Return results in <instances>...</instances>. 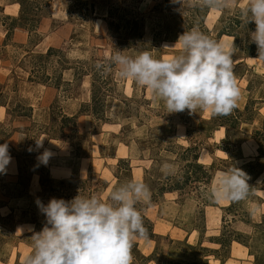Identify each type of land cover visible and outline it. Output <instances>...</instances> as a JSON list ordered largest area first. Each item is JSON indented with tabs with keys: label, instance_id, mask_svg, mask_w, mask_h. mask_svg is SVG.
<instances>
[{
	"label": "rangeland",
	"instance_id": "obj_1",
	"mask_svg": "<svg viewBox=\"0 0 264 264\" xmlns=\"http://www.w3.org/2000/svg\"><path fill=\"white\" fill-rule=\"evenodd\" d=\"M247 3L0 0V144L11 156L0 173V264H23L32 253L31 236L45 225L37 200L108 202L130 180L150 192L135 205L147 239L133 241L132 264H264V60L255 59ZM193 28L225 50L234 39L240 96L230 114L169 113L112 64L114 48L174 55L162 46ZM48 48L56 52L34 61ZM232 164L249 177V193L216 200L217 174Z\"/></svg>",
	"mask_w": 264,
	"mask_h": 264
},
{
	"label": "clouds",
	"instance_id": "obj_2",
	"mask_svg": "<svg viewBox=\"0 0 264 264\" xmlns=\"http://www.w3.org/2000/svg\"><path fill=\"white\" fill-rule=\"evenodd\" d=\"M200 3L219 10L226 0ZM243 15L248 24L255 25L250 32V40L257 46L255 59L264 60V0H248ZM162 48L177 52L160 59L150 51L132 57L114 48L112 64L118 67L121 79L146 87L169 113H194L197 109L212 115L231 113L240 96L232 59L238 51L234 39L225 50L224 44L193 28L179 35L174 45ZM37 147H43L42 141ZM50 156L46 149L38 160L46 164ZM10 162L8 144H0V173L6 172ZM248 180L247 174L232 164L217 174L212 195L216 200L245 199L250 190ZM141 199H150L148 187L130 180L114 188L108 202L79 195L70 201L52 198L46 205L37 200L45 225L40 232H33V251L23 264H132L133 241L147 239L143 218L135 207Z\"/></svg>",
	"mask_w": 264,
	"mask_h": 264
},
{
	"label": "trees",
	"instance_id": "obj_3",
	"mask_svg": "<svg viewBox=\"0 0 264 264\" xmlns=\"http://www.w3.org/2000/svg\"><path fill=\"white\" fill-rule=\"evenodd\" d=\"M28 23H29V25H27V26H33L34 25V23L30 22V20H29ZM26 29L28 30V27H26ZM51 52L55 53L56 51L54 52V50L52 48H48L46 50V52H45V55H42V54L41 55H36V56L33 57V59H34V61H38V59H42L43 57L48 56L49 54H51ZM33 63H34V65L36 64L35 62H33ZM99 101H100V99L97 96V94L96 95L95 94L92 95L90 108H91L92 114H94L96 116H99V113L101 112L100 111V108H101L102 105H101V103ZM64 119H68V118L67 117H64ZM191 164H192V168L198 167L197 166V163H195V162H193V163L192 162L187 163V167L190 166Z\"/></svg>",
	"mask_w": 264,
	"mask_h": 264
}]
</instances>
